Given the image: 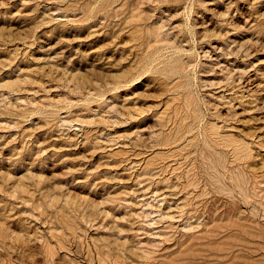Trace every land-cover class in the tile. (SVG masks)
I'll list each match as a JSON object with an SVG mask.
<instances>
[{
	"label": "rangeland",
	"instance_id": "1",
	"mask_svg": "<svg viewBox=\"0 0 264 264\" xmlns=\"http://www.w3.org/2000/svg\"><path fill=\"white\" fill-rule=\"evenodd\" d=\"M0 264H264V0H0Z\"/></svg>",
	"mask_w": 264,
	"mask_h": 264
}]
</instances>
